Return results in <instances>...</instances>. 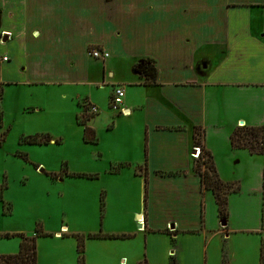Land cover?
I'll return each instance as SVG.
<instances>
[{
  "label": "crops",
  "instance_id": "0c3cea01",
  "mask_svg": "<svg viewBox=\"0 0 264 264\" xmlns=\"http://www.w3.org/2000/svg\"><path fill=\"white\" fill-rule=\"evenodd\" d=\"M25 28L30 96L34 87L46 93L43 102H30V112L88 87L86 103L98 115L103 104L95 102L92 89L110 85L111 97L114 87H123L124 113L114 127L126 123L127 152L109 162L124 164L112 179L122 175L136 188L139 209L132 222L137 215L141 230L168 235L177 264L186 253L196 264L199 247L207 252L216 235L223 246L220 264H264L263 164L262 190L229 194L222 221L192 158L194 148L206 150L220 180L238 182L222 179L216 145L228 147L238 127H264V0H3L0 58L7 60L0 61V82L10 75L4 71L13 57L6 55L10 45L20 47ZM93 49L108 58L93 59ZM145 59L155 62L154 86H143L133 71ZM194 128L201 133L199 145ZM185 235L195 244L186 246Z\"/></svg>",
  "mask_w": 264,
  "mask_h": 264
},
{
  "label": "rangeland",
  "instance_id": "374dc122",
  "mask_svg": "<svg viewBox=\"0 0 264 264\" xmlns=\"http://www.w3.org/2000/svg\"><path fill=\"white\" fill-rule=\"evenodd\" d=\"M26 31L25 28L20 36L24 42L19 48L13 43L10 45L13 48L6 55L10 59L13 56L12 61L4 68L5 74L10 75L1 80L0 256L16 255L18 235L31 237L39 225L50 237L37 239L38 264H77L73 235L86 237L92 234L130 237L86 239L85 264H139L143 261L168 264L174 248L169 236L137 229V215L131 221L133 211L139 209L135 202L136 188L129 185L126 177L120 175L112 179L113 173L104 172L119 166L110 162L124 158L129 132L122 120L114 127L115 121L121 117L109 107L110 85L92 89L95 102L103 104L90 123L98 137L96 145L83 143L82 128L75 121L77 112L82 111L77 104L86 103L88 87L70 90L72 94L67 93L65 100L57 98L56 103L42 112H30V102H43L46 93L42 87H34L30 96V39ZM14 47L19 49L17 55ZM20 68L24 71H19ZM6 79L11 81L9 85ZM75 94L80 96L78 102ZM46 136L51 140L48 144L29 143L30 139L41 140ZM195 141H200L197 134ZM216 151L223 160L222 179L239 182L223 181L227 185L239 186L233 195H239L242 189L244 196L248 195L247 192L254 193L257 188L262 190L261 156L233 149L230 143L226 148L216 145ZM233 153L236 154L234 159ZM236 158L239 163H235ZM213 163L215 166L214 159ZM80 174L96 178L75 177ZM52 232H58L60 236H53ZM185 236L183 238L188 241L183 243L186 246L195 244L189 240L193 236ZM222 249L216 235L207 252L199 247L196 264H206V258L207 264H220ZM181 264H190L187 253Z\"/></svg>",
  "mask_w": 264,
  "mask_h": 264
},
{
  "label": "trees",
  "instance_id": "16d2710c",
  "mask_svg": "<svg viewBox=\"0 0 264 264\" xmlns=\"http://www.w3.org/2000/svg\"><path fill=\"white\" fill-rule=\"evenodd\" d=\"M133 71L139 76L143 82V86H154L156 85V68L155 62L150 59L142 60L133 66ZM2 84L0 82V99L2 98ZM89 106H92L88 103L80 105L82 111L79 115L75 117L76 124L82 127V141L86 145H96L98 143V137L95 130L89 126V123L94 118V116L89 115ZM194 135H199L201 133L197 128H194ZM48 136L38 140L33 138L29 140L30 144H48L50 142ZM199 145V141H198ZM230 145L233 149L246 150L250 155H258L263 158V193H264V127H238L236 128L230 136ZM201 154L199 159L195 162L193 167V172L199 176L200 184L202 189L209 191L215 201L217 207V214L220 220L227 219V197L230 193L237 192L239 190L238 185H227L224 184L215 169L213 158L209 152L200 148ZM123 165H119L117 168H111L110 173H115L119 169L123 168ZM75 177L89 179L96 178L91 176H86L84 174L76 175ZM144 180L147 183L146 173H144ZM102 205V204H101ZM262 223L264 226V202L262 206ZM6 238L8 235L5 236ZM20 243L18 253L16 255H5L0 256V264H37V239L50 237V234H47L42 231L39 225H36L34 229V236L28 237L24 234L18 235ZM76 240V252H77V264H85L84 259V241L90 239H118V238H128L130 236L121 235V236H108L102 234H92L81 236L73 235ZM170 261L168 264H177L173 256H170ZM139 264H147L145 261Z\"/></svg>",
  "mask_w": 264,
  "mask_h": 264
},
{
  "label": "built area",
  "instance_id": "2783aa9c",
  "mask_svg": "<svg viewBox=\"0 0 264 264\" xmlns=\"http://www.w3.org/2000/svg\"><path fill=\"white\" fill-rule=\"evenodd\" d=\"M89 55L90 57H92L95 60H100V61H104L108 58V54L104 51H100V50H90L89 51ZM6 58H2L1 61H6ZM123 99H124V89L122 86H116L113 88L111 97H110V102H109V107L110 109L118 112L119 114L124 113V109L123 107ZM98 110L96 107L94 106H89V111L88 114L95 116L97 115ZM201 154V150L199 147H196L193 149V154H192V158L195 160H198Z\"/></svg>",
  "mask_w": 264,
  "mask_h": 264
},
{
  "label": "water",
  "instance_id": "95a60500",
  "mask_svg": "<svg viewBox=\"0 0 264 264\" xmlns=\"http://www.w3.org/2000/svg\"><path fill=\"white\" fill-rule=\"evenodd\" d=\"M139 219H140V217L138 216V220H139ZM137 229H141V226H140V225H138Z\"/></svg>",
  "mask_w": 264,
  "mask_h": 264
}]
</instances>
